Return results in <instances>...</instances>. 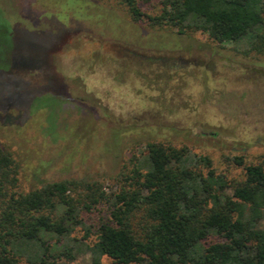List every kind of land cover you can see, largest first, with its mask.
<instances>
[{
  "label": "rangeland",
  "instance_id": "rangeland-1",
  "mask_svg": "<svg viewBox=\"0 0 264 264\" xmlns=\"http://www.w3.org/2000/svg\"><path fill=\"white\" fill-rule=\"evenodd\" d=\"M137 2L151 14L162 5ZM0 9L16 27L0 60L10 72L0 75L10 115L0 113V147L15 190L73 178L109 191L146 141L205 154L228 180L242 174L232 156L264 163V51L134 21L116 0H0Z\"/></svg>",
  "mask_w": 264,
  "mask_h": 264
},
{
  "label": "trees",
  "instance_id": "trees-1",
  "mask_svg": "<svg viewBox=\"0 0 264 264\" xmlns=\"http://www.w3.org/2000/svg\"><path fill=\"white\" fill-rule=\"evenodd\" d=\"M116 1L134 21L264 51V0H161L153 14L137 0ZM15 30L0 9V60ZM0 72L10 75L7 64ZM228 159L242 168L234 180L205 154L146 141L114 189L71 178L22 192L0 147V264H59L85 254L87 264H103L102 255L109 264H264V163ZM95 207L104 213L86 224L82 215Z\"/></svg>",
  "mask_w": 264,
  "mask_h": 264
}]
</instances>
